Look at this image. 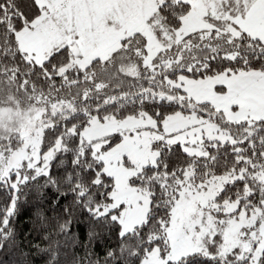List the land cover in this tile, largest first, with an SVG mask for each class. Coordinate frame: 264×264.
<instances>
[{
	"label": "snow or ice",
	"instance_id": "obj_1",
	"mask_svg": "<svg viewBox=\"0 0 264 264\" xmlns=\"http://www.w3.org/2000/svg\"><path fill=\"white\" fill-rule=\"evenodd\" d=\"M0 264H264V0H0Z\"/></svg>",
	"mask_w": 264,
	"mask_h": 264
}]
</instances>
